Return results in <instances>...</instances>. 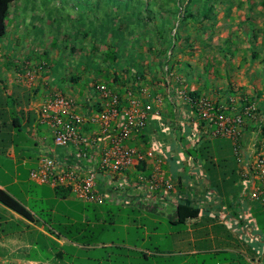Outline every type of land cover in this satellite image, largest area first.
<instances>
[{"label":"rangeland","instance_id":"1","mask_svg":"<svg viewBox=\"0 0 264 264\" xmlns=\"http://www.w3.org/2000/svg\"><path fill=\"white\" fill-rule=\"evenodd\" d=\"M209 7V16L212 17L206 20L203 12ZM8 28L7 35L0 39V43L10 40L9 45L0 46V80L7 82V65H12L15 55L23 48L27 49L30 61L47 63L51 70L49 76L52 80H59L65 90L71 89L69 82L82 89L80 100L90 97L88 106L93 110L89 116L112 104L108 98L110 93L118 95L120 100L137 101L139 108L151 104L149 118L154 116L159 130L166 128L167 142L185 148L184 143L190 141L181 135L180 124H193L195 145L204 136L221 135L212 141L213 149L221 148L220 154L216 152L217 171L235 169L237 173L238 157L242 173L247 169L251 173L254 170L256 157L264 151L259 148L264 137V0H17L10 9ZM227 38L230 40L225 42ZM235 49L237 52L232 56ZM253 52L259 56L254 58ZM6 88L10 86L6 84ZM21 90L25 91L21 97L25 103L36 88L24 83ZM6 91L2 88V93ZM195 91L199 102L193 104L190 93ZM202 100L209 105L202 106ZM248 100H251L250 104H246ZM249 105H254L257 116L245 117L243 125L237 126V156L232 138L223 135L225 130L217 133V129ZM208 107L212 108V113L213 108L219 113L205 116L202 112ZM166 109L177 110L176 117L164 115L169 125L158 120L163 119L161 112ZM11 115L12 112H8L4 119L9 121ZM42 128L48 127L42 125ZM6 132L7 128H2L1 136L4 143H9ZM153 133L147 131L149 141H153ZM14 139L23 142L18 148L33 145L24 129L18 131ZM255 147L258 148L255 152L249 149ZM32 150L30 156L25 154L30 157L29 163L22 166L21 172L27 170L28 173L31 167H36L38 156H50L46 154L48 149L32 147ZM5 151L1 149V163L11 173L14 161ZM58 151L62 150L58 148ZM183 153L187 156L186 152ZM3 165L0 179L7 183L12 178L4 172ZM44 197L52 201L47 200L44 207L56 204L54 206L60 210H69L84 220L82 211L87 202L75 193L66 199H58L54 189L46 184ZM108 201L101 207L117 206ZM88 204L89 208L97 206ZM9 212H5L0 204V215L4 219L10 217ZM59 212L66 215V212ZM63 216L61 220L67 222ZM98 216V228L105 227L95 240L101 243L100 246L86 250L81 245V251L76 252L71 243L63 247L54 239L44 238V259L49 257L50 262L64 264H108L112 261L131 264H249L244 256L248 253L240 255L230 250L218 254L214 251L179 253L200 247L213 249L221 238L231 239L219 228H214V233L208 234L202 242L198 239L194 245L172 237L170 232L179 227H170L164 218L158 225L163 234L158 242L152 235L146 238L145 229L140 228L146 225L148 231L153 230L155 223L151 213L139 216L138 224L129 219L133 225L129 232L122 226L125 220L118 208L113 213ZM106 242L111 244L102 246ZM172 247L176 253L170 255ZM61 250H64L63 257L58 255ZM149 252L156 254L146 257Z\"/></svg>","mask_w":264,"mask_h":264},{"label":"crops","instance_id":"2","mask_svg":"<svg viewBox=\"0 0 264 264\" xmlns=\"http://www.w3.org/2000/svg\"><path fill=\"white\" fill-rule=\"evenodd\" d=\"M9 42L10 40H3L0 43L1 48L9 45ZM235 50L237 52V49ZM29 55L27 49L24 48L17 53L12 65L8 64L6 67L7 82L0 80V152L2 148L5 149V152L14 161V168L10 173V170L5 169V166L1 163L0 156V174L3 165L4 172L12 178L7 183L0 179V188L8 191L22 202L31 212L33 218L28 219L0 202L5 212L10 211L9 218L5 217L4 219L3 215H0V264H64L57 261L50 262L49 257L44 259V238L54 239L63 247L67 246V243H71L76 252L81 251V245L86 247V250H91L96 249L101 243L95 240L85 243L77 240L76 236L69 239L59 234L60 226L67 228L72 225L75 229V226L79 224L80 216H75L69 210H60L59 207L54 206L56 204L44 207L47 200L51 201L48 197H44V186L47 184L54 191L55 186L51 182H39L31 177V172L38 170L43 160L47 158H44V154L38 156L37 166L31 167L28 173H26L27 170H23L24 172H21V170L24 164L29 163V156L33 151L32 147L48 149L46 154L56 158L58 163L63 162L61 165L70 162L74 151H77L72 143L65 146L58 145L55 142L52 127L43 121L42 105L48 98L56 92L71 95L77 112L87 116V118L93 107L88 106L90 97L85 96L80 100L79 96H82L83 92L82 89L78 88V85L67 82L71 89L65 90L64 85L59 80H52V77L49 76L51 70L47 63H32L28 58ZM21 58H25V60L21 61ZM24 83L29 87L35 86L36 90L27 102L22 103L21 97L25 95V91H22L21 88ZM6 84L10 86L9 89L6 88ZM2 88L5 91L7 90L6 93H2ZM123 100L126 102L124 105L128 106L130 101ZM2 101H5V103H2ZM10 107H13L12 111H10ZM8 112L13 114V116H10L9 121L4 119ZM161 114L163 119L158 118L159 123L166 121L169 125V121L164 119V115L170 114L176 117L177 110L166 109ZM42 125H46L48 128L44 130ZM180 125L182 127L181 135H184L186 141H190V143H184L185 148H177L175 142H167L168 140L165 139L166 128H160L159 130L154 116L149 118L147 126L136 131L126 141L128 147L142 152L144 158L125 173L113 177H99V191L106 200H109L108 202L112 201L117 206L101 207L104 202L106 203L105 199L103 203L92 202L97 206L90 207L87 211L85 207L83 208L82 212L85 213V217L84 220L81 217V224L95 231L100 225L98 214L113 213L115 208H118L119 212L123 214V220H125L122 226L129 232V229L133 226L130 224L131 220L129 219L138 224L139 216L151 213L154 216L152 219L155 223L153 230L148 231L146 225L145 227L139 225L138 228L145 229L144 236L146 238L152 235L151 237L156 238L158 242H161L163 235L159 232L158 225L165 219L168 220L170 227H179V229L170 232V235L178 237L177 240L179 238L185 240L189 244H197L198 239L202 242L208 234L214 233V228L221 229L224 232L223 235L231 237L228 240L221 238L219 245L217 244L213 249L200 247V249L179 251V253L194 254L214 251L218 254L230 250L240 255L248 253L244 256L248 259L249 264H264V207L260 199L253 197L257 186L262 185L261 180L254 178L252 173L246 175L243 172V174L240 170L241 163L237 160V173H233L236 171L235 169L231 172L227 171V173L217 171L214 180L220 185L218 187L213 178L203 170V160L197 159L189 153L190 149L197 148L201 144L200 142L195 145V141L192 140L195 137V126L189 123ZM119 126V119L113 121L111 130L116 131ZM2 128H7L8 132L6 133L10 139H14L18 131L26 130L28 137L33 140V145L18 148L23 142L15 139L16 142L4 143L5 139L1 136ZM82 129L93 143L88 148L90 160L87 164L85 163L86 166L83 169V172L86 173L93 170L95 166L92 153L96 149L98 150V144L101 143L102 140L100 139H103V136L100 134L98 126L91 122H87ZM148 130L154 131L153 141L147 139ZM262 139L263 144L258 146L261 150H264V137ZM51 140H53V143L50 142ZM232 140L233 146H235L236 141ZM58 148L62 151H58ZM249 149L253 152L258 150L257 147ZM182 151L186 152L187 156ZM18 153H20V158H18ZM25 154L29 156L27 157ZM60 169V167H57V170ZM108 181L112 182L109 183ZM73 194L72 191L68 197ZM55 196L61 199V195L57 194L56 191ZM179 204L199 208V216L186 219L184 223H177L176 212ZM59 211L66 212V215H60ZM124 212H126V215H124ZM44 214L48 219L47 221L44 219ZM62 216L68 221L63 222L61 220ZM75 235H81V232L79 231ZM42 241L43 245L41 244ZM102 244V246H106L110 245L111 242ZM63 251L61 250L58 253L60 257H63ZM157 253H161V251ZM174 253L176 251H173L172 247L169 254L173 255ZM149 254L156 253L149 252L145 254L146 257H149ZM106 261L109 262L110 260L106 259ZM116 262L122 263L124 261Z\"/></svg>","mask_w":264,"mask_h":264},{"label":"built area","instance_id":"3","mask_svg":"<svg viewBox=\"0 0 264 264\" xmlns=\"http://www.w3.org/2000/svg\"><path fill=\"white\" fill-rule=\"evenodd\" d=\"M108 98L112 100V104L107 105L102 112H96L88 118L77 112L74 100L66 93L56 92L44 102L42 118L52 127L55 142L62 146L72 143L77 151H74L70 162H65L63 165H61L63 162L58 163L54 157L45 158L39 169L31 172L33 179L39 182H51L55 187L59 185L71 187V190L84 201L104 202L105 197L98 188L99 177H113L125 173L144 158L142 152L128 147L126 141L136 131L146 127L149 113L152 110L151 104L139 108L137 101H130L129 105L125 106L119 96L113 93H110ZM201 105L206 107L209 104L202 100ZM211 110L212 108L208 107L202 113L205 116H211L214 113ZM256 116L254 105L244 106L242 112L236 114L231 121L225 122V125L220 126L217 133L225 130L223 135L235 140L238 134L237 126L243 125L244 118ZM118 119L120 126L116 131H112V122ZM87 122L100 125L99 131L103 140L98 144V150L92 153L95 159L93 170L85 173L83 172L85 163L87 164L90 160L88 148L93 144L91 138L82 129ZM235 152L239 156L236 142ZM57 167L61 169L57 170ZM253 167V177L261 180L262 183L261 186H257L253 197L260 199L264 207V151L256 157ZM245 174L249 175L251 171L247 169Z\"/></svg>","mask_w":264,"mask_h":264},{"label":"trees","instance_id":"4","mask_svg":"<svg viewBox=\"0 0 264 264\" xmlns=\"http://www.w3.org/2000/svg\"><path fill=\"white\" fill-rule=\"evenodd\" d=\"M17 1V0H0V38H3L7 35L8 32V19L10 16V9L12 7V4ZM209 11H211V7L207 8L203 12L204 19L208 20L212 16H209ZM256 32V30H255ZM254 32V33H255ZM256 35V33L254 34ZM230 40V38L225 39V42ZM109 51H113L111 48ZM232 52L231 55L234 56L236 53ZM258 53L253 52V57L256 58L258 57ZM190 96L192 97V103L196 104L199 102L198 98V92H192L190 93ZM123 104H126L124 100H122ZM251 100L247 101L246 104H250ZM194 111L197 112V107L194 105L193 106ZM213 111L215 114H218L216 108H213ZM17 121V120H16ZM215 127V126H213ZM221 135L218 134L217 136H214L212 138L209 137H203L201 140V144L197 148H192L189 150L190 155L194 156L197 159L203 160V170L210 175V177L215 178V175L217 173L216 166L217 164L215 163L216 160V152L220 154V147H218L216 150L213 149V144L212 141L216 137H220ZM11 142H16L14 139H10ZM235 149V146H234ZM234 171L233 173H235ZM227 173V172H224ZM225 175V174H224ZM215 181V180H214ZM227 181V180H226ZM218 187L220 186L217 184L218 182H214ZM55 191L57 194L61 195V199H66L68 198V195L72 193L71 187H65V186H57L55 187ZM0 202L3 203L4 205L10 207L11 209L15 210L16 212L22 214L28 219H32V214L31 212L26 208V206L20 202L18 199H16L12 194H10L8 191L1 189L0 188ZM87 202V205L85 206V210H89V204L92 202ZM177 223H184L186 219L189 218H197L200 214V209L197 207H193L187 204H179L177 206ZM44 219L47 221V217L44 214ZM104 226V225H103ZM105 228V227H104ZM103 228V229H104ZM102 227L97 228L95 231H92V229L87 228L85 225L81 224V217L79 220V224L75 226V229H73L72 225H69L67 228L65 226H60L59 228V234L68 237L69 239H73L74 236H76L77 240H80L85 243H90L93 240H97L96 238L98 235L101 233L103 230ZM81 232V235H75V233ZM108 264H131V263H118V262H113V263H108ZM147 264H156L149 262Z\"/></svg>","mask_w":264,"mask_h":264}]
</instances>
